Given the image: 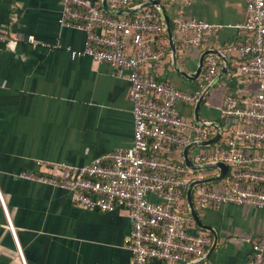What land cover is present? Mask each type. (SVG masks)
<instances>
[{
    "label": "crops",
    "instance_id": "1",
    "mask_svg": "<svg viewBox=\"0 0 264 264\" xmlns=\"http://www.w3.org/2000/svg\"><path fill=\"white\" fill-rule=\"evenodd\" d=\"M91 1L106 12L103 0ZM144 1L147 0H134L132 5ZM158 1L164 5L170 21L181 15L222 25L210 33L207 44L199 47L183 45L173 27L175 60L166 27V37L154 39L147 34L152 49L163 47L158 48L162 55L159 62L148 61L140 67L142 74H152L160 81L192 92L201 82L204 63L195 79L180 71L195 73L203 51H218L219 54H208L218 63L216 75L223 66L226 72L203 98L199 108L202 123L194 115L198 98L192 103H177L179 113L189 122L209 126L210 138L219 133L218 138L208 143L195 140L163 151L183 162L193 172L192 180L199 179L198 173L204 179L219 174L221 168L191 166L186 163L184 147L192 144L187 156L194 163L192 157L196 152L208 151L214 142L226 140L239 124L220 114L225 94L250 96L258 86L255 80L235 74L243 58L233 45L244 42L247 33L227 26L244 20L245 2ZM60 14L61 0H0V30L8 36L7 41L0 42V193L7 210L0 199V264H131L127 246L131 221L123 208L109 212L82 208L72 202L70 190L20 175L22 171L45 172L46 167L37 161L46 166L83 165L103 153L128 147L133 140L130 84L125 72L88 55L72 56L68 48L81 50L85 32L61 25ZM30 36L36 44L28 41ZM127 48L131 52L135 47L130 41ZM243 149L253 152L258 147L244 144ZM227 167L218 180L198 183L192 190L200 219L213 231L197 225L190 214L185 190L184 205L192 218L188 230L203 231L211 238L205 256L187 264H203L205 258L214 264H252L254 246L264 233V208L231 203L204 210L196 207L198 186L221 188L231 170ZM215 235L216 245L207 257ZM148 264L172 263L151 259Z\"/></svg>",
    "mask_w": 264,
    "mask_h": 264
},
{
    "label": "built area",
    "instance_id": "2",
    "mask_svg": "<svg viewBox=\"0 0 264 264\" xmlns=\"http://www.w3.org/2000/svg\"><path fill=\"white\" fill-rule=\"evenodd\" d=\"M112 7H127L134 0H108ZM246 16L241 22L227 24L244 30L247 39L233 45L243 58L235 74L257 82L250 96L225 94L220 114L238 122L230 136L214 142L208 151L196 152L197 164L225 162L231 168L227 182L216 189L199 185L196 207L204 210L222 204H252L264 208V0H244ZM134 18L104 12L91 0H61V25L85 32L81 50L68 48L72 56L88 55L124 71L130 84L133 114V140L125 148L103 153L83 165L50 163L44 173L22 171V177L57 185L71 191L72 202L86 209L109 212L123 208L131 221L127 246L131 264H148L151 259L172 264H187L202 259L211 244L203 231L190 232L188 210L183 204L185 190L193 172L181 162L162 158L157 153L183 147L186 143L207 140L209 126L188 121L177 109L178 102L192 103L219 70L215 57L206 55L198 88L181 90L160 81L152 74H142L140 67L148 61L159 62L161 49H152L147 34L165 31L164 22L155 10L147 8ZM172 26L182 44L199 47L207 44L210 33L222 25L198 18L175 15ZM8 40L0 30V42ZM134 50L128 52V42ZM28 41L36 44L33 36ZM258 147L253 152L243 145ZM197 178H203L198 173ZM195 187V186H194ZM0 199L4 206L1 193ZM9 227L14 235L13 226ZM19 248V246H18ZM264 233L254 246L252 264H263ZM203 264H214L204 259Z\"/></svg>",
    "mask_w": 264,
    "mask_h": 264
},
{
    "label": "water",
    "instance_id": "3",
    "mask_svg": "<svg viewBox=\"0 0 264 264\" xmlns=\"http://www.w3.org/2000/svg\"><path fill=\"white\" fill-rule=\"evenodd\" d=\"M102 5H103V9L108 14L115 15V16H122V15L132 14V13H136V12L142 10V9L148 8L149 6H155L158 9V11H159L164 23H165L166 31H167V34H168V37H169L170 47H171V50H172V55H173V58L175 60L176 48H175V44H174V40H173V33H174L173 32V26H172V23L170 21V18L168 16L167 12H166V9H165L164 5L161 4L158 0H147V1H144L143 3L137 4V5H130V6L123 7V8L112 7L111 5H109L107 0H103ZM210 52H214V53L219 54L217 50H205V51H203L202 54L199 57V63H198V66L196 68L195 73L189 74L186 71H180V70L179 71L184 76H186L188 78H191V79L197 78L199 76L200 72H201V69H202V66H203V63H204V57H205L206 54H208ZM225 72H226V66H223L221 68L220 73L218 75H216L214 77V79L203 89V91L201 92L200 96L198 97V99L196 101V104H195V107H194V115H195L196 120L199 121L200 123H202V121L199 118V108H200V105H201V103L203 101V98L205 97L206 93L210 90V88H212L214 86V84L218 81V78L221 75H223ZM218 136H219V133L216 134L213 138H210V139H208L206 141H202V143L213 142V141H215L218 138ZM190 145H192V144L186 145L184 147V156H185L186 163H188L191 166L196 167V168H207V167H211V166H215V165L219 166L221 168L220 173L217 174V175H213V176H210V177H207V178H204V179L192 180L189 183V185L187 187V191H186V198H187L190 214L195 219L197 225L200 226L201 228H205V229H209V230L213 231V229H212V227L210 225H206L200 219V217L198 215V212H197V210L195 208V205L193 203L192 190H193V187L196 184H198V183H206V182L218 180L220 177H222L225 174L226 169L228 167L222 161H219V162H217L215 164H207L206 163V164L196 165V164L192 163L189 160L188 156H187L188 148H189ZM216 242H217V236L215 235L213 244H212L211 248L209 249V251L207 253V257L210 255V253L214 249V247L216 245Z\"/></svg>",
    "mask_w": 264,
    "mask_h": 264
},
{
    "label": "trees",
    "instance_id": "4",
    "mask_svg": "<svg viewBox=\"0 0 264 264\" xmlns=\"http://www.w3.org/2000/svg\"><path fill=\"white\" fill-rule=\"evenodd\" d=\"M147 9L149 10H155L158 12L157 8L155 6H149ZM136 16L135 13H132V14H127L125 15L124 17H128V18H134ZM165 36L166 37V31H162V32H158V33H155V34H152L151 36H153L154 39H157L159 36ZM131 41V40H130ZM158 46V45H157ZM158 48H163V47H158ZM241 62H243V59L241 60ZM173 149H176L175 147L172 148L171 150ZM158 156L162 157V158H168L170 160H172L173 162H179V160H177L173 155H170V154H167V153H164L163 151L162 152H159L157 153ZM46 171V170H45ZM42 173V172H41ZM44 173V172H43ZM186 200H185V197H183V204H185ZM189 217L190 214H188Z\"/></svg>",
    "mask_w": 264,
    "mask_h": 264
},
{
    "label": "rangeland",
    "instance_id": "5",
    "mask_svg": "<svg viewBox=\"0 0 264 264\" xmlns=\"http://www.w3.org/2000/svg\"><path fill=\"white\" fill-rule=\"evenodd\" d=\"M194 150H196V148H194Z\"/></svg>",
    "mask_w": 264,
    "mask_h": 264
}]
</instances>
